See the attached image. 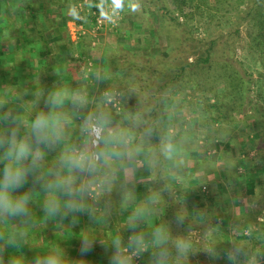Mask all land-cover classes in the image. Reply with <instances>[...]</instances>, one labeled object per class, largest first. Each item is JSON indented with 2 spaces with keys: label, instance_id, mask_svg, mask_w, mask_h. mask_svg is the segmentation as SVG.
<instances>
[{
  "label": "crops",
  "instance_id": "1",
  "mask_svg": "<svg viewBox=\"0 0 264 264\" xmlns=\"http://www.w3.org/2000/svg\"><path fill=\"white\" fill-rule=\"evenodd\" d=\"M65 2L66 0H0V114L11 111L18 114L26 125L38 112L47 111L45 101L56 90H67L70 94L82 93L87 100L86 105L92 100L91 109L94 108L91 105L98 93L101 92L105 98L109 93L105 91L110 90L103 91L100 80L107 78L108 64L115 62L110 55L113 50L118 49L120 38L114 34L108 38L107 28L97 36H81L82 28H85L80 22L83 18L76 17L74 5V16H69ZM124 7V13L128 14L129 2ZM100 35L105 38L102 39ZM106 104L107 102L104 106L107 107ZM166 107L168 106L165 104L162 108L164 119ZM63 111L72 115L68 141L77 143L78 126L80 127L84 116L82 109L80 115L76 116L71 103L66 101ZM198 118L200 119L199 115L192 120L196 123ZM168 119L167 124L171 121V118ZM199 142H203L201 138L197 140ZM212 148L214 145L211 150L206 148L200 154L211 157L218 153ZM198 153L193 148L187 155L198 159ZM56 155V152H51L48 158ZM177 157L178 153L172 160H168V176L165 179L170 210H166L161 199V185L158 187L157 184H151L152 171L146 169L147 165L138 168L131 182L127 179L126 166L124 171H118V183L111 195L104 194L100 197V204L89 201L90 199L87 201L92 206L91 216L77 215L69 219L46 217L41 195L30 205L31 216L24 222L17 218L0 222V256L4 257V264H10L12 259H20L21 264H34L36 257L51 254H59L63 264H76L82 256L85 257V264L92 261L95 264H107L109 259L105 255L111 256L117 237L127 240L131 234L127 218L141 204L149 211L136 231H143L146 241H149L153 228L163 225L170 235L169 264H184V260H179L180 256L174 246V242L181 238L187 242L190 238L194 242L190 241L193 246L190 245L186 255L188 264H202L201 261L198 262L199 253L202 252L207 254V259L204 260L206 264H213L209 256H214L216 252H220L224 258L216 259L215 264H264V195L260 193V188L264 189L261 187L264 183V166L254 160V151L238 154L237 166L231 171L229 179L226 177L230 168L225 163L217 165L215 169L198 172L189 162L187 168L179 169L176 166ZM2 168L3 165L0 164V172ZM179 173H183L185 178L182 179ZM204 175L205 183L201 184L198 180ZM119 182L133 189L136 196L134 202L122 201ZM29 187L31 178L17 194ZM149 197H157L158 203H151ZM100 206L103 208L102 212ZM177 217L183 218L182 224L177 222ZM73 219L76 223L72 222ZM198 224L205 227L207 225L202 233L196 227ZM178 227L181 230H177ZM197 236L200 240H206L205 249L199 250L194 245V237ZM84 237L93 241L94 247L91 252L81 255V242L76 244L74 240L80 241ZM10 238L15 239V245L8 243ZM107 240L109 243L105 242ZM52 242H60V245L54 244L59 247L52 246ZM235 249H240V254L229 262L226 259L227 253ZM152 251L149 247L148 252ZM172 254H177L178 257L174 259Z\"/></svg>",
  "mask_w": 264,
  "mask_h": 264
},
{
  "label": "rangeland",
  "instance_id": "2",
  "mask_svg": "<svg viewBox=\"0 0 264 264\" xmlns=\"http://www.w3.org/2000/svg\"><path fill=\"white\" fill-rule=\"evenodd\" d=\"M77 1L78 0H66L65 7H67V12H70L69 16H74L72 11V6L74 5L73 10L76 17L83 18V21L80 20V22L83 23L85 28H82L83 34L81 36L88 34L97 36L103 31V29L97 30L93 23L94 17L99 14L96 11V8L104 9L105 6L112 5L121 9L122 18L116 24L106 28L107 32H109L107 35L108 38L111 37V34L120 38L118 39L120 44H117L118 49L113 50L110 56L112 58L114 57L115 61L118 60L119 62H122V60H124L129 63L128 70L127 73L124 70L120 71L117 67L119 64L117 62H114L115 64L113 62L109 64L107 63V71H109L107 74L108 76L106 79L103 80L102 78L100 80L103 91L110 90L105 91V93H112L111 102H108L106 96V102L108 104L106 105L113 108L114 114L109 110L108 112L111 114L114 122H116L114 123L115 125L120 127L125 125L123 128H128L131 126V122H129L128 119L137 113H142L144 116V123L141 124L140 129H137V135L139 136V131H141L143 127L155 125L154 130H156V125L163 124L162 126H165V129L163 130L164 134L160 129L158 130V133H156L158 143L159 137L163 136H169L175 142L178 134L189 130L190 136L187 139L184 138V142L190 144L195 140L194 138H196V141L191 147L192 149L194 148L196 152H199L198 155L206 148L211 150L213 145L214 148H212V150L218 151V153L212 154L211 157H205L200 154V158L198 157V159L188 157L187 154L191 153V150L187 153L185 152V154H183V152L178 153V160H185L184 162L186 166L187 162H189L198 172L204 169H215L217 165L225 163L230 168V171L228 172L229 175L226 177L229 179L232 176L231 171L237 166L238 154H243V152L248 154L251 151H254V160L260 162L262 166H264V123H257V120L260 119V117H242L244 115L251 116V114L254 116L257 114L258 116L259 110L264 111V102L261 101V99L264 98V69L256 61L254 53L251 52L249 48L250 41L248 38V26L246 23L238 25L235 22L234 14L236 13L231 15V10L221 9L216 14L217 18L212 21V24L206 25L205 19H200L198 22L195 21L194 24L197 23L198 28L193 27L191 32L187 29L184 34L185 38H182L177 32L174 33V28L169 26L174 25L173 22H167L165 20L167 24H163L164 19L162 18L161 20L160 13L158 12L156 15H151L150 12L152 8L145 7L140 0H92L91 2L90 0H87L84 3ZM128 2L130 10L129 13L126 14L123 9L126 10L124 6L125 3ZM167 2L169 4V10L172 11L173 5L171 4V0H167ZM228 17L231 18L228 19ZM125 28L127 32L125 31ZM237 29L239 30L238 34V31L236 32ZM103 36L104 35H100L99 37L104 39L105 37ZM214 39L217 40L214 44V49L212 51L214 56L212 57L216 62L215 65H212V69L210 68L208 71H205L204 75H197L195 70H191V68L187 67L184 72L185 78L183 82H180L179 79L173 83L171 88L163 86L170 80V78L172 79V74L170 72L176 68L177 65L183 64L178 58H184V55H182L181 51L179 52L178 47H188L187 52L183 54L189 56L187 62L188 64H191L198 58L197 55H193L192 53L196 52L195 47L198 45L203 47V49H206L207 46H209L210 40ZM226 58H232V60L238 62L244 71L250 73L251 77L258 81L253 84V87L258 85L260 87L258 88L259 90L256 89L253 92L250 91L248 95L249 99L245 98L242 109L238 111L236 103L234 104L232 100L229 102L228 98L224 96L227 92L224 82L216 81L214 88L219 99L223 101L224 111H227L228 113L223 119H220L216 125H213L209 121V118L213 114L202 113L204 111L205 102H213L212 95L207 93V91H200L198 88L196 89V87L195 89H193V87L183 88L182 85L185 84L186 80L196 81L200 79L201 81H204L206 77L215 80L221 73V64L223 63V60H227ZM145 62L148 63L147 66H144ZM234 64L237 66V63ZM239 65L238 69L240 68ZM172 80L174 82V79ZM98 81L99 80L96 78V82ZM179 86L183 89H180ZM122 93L123 95L126 94V97L129 99L128 102L134 106V112L126 111L125 106L122 107V103L120 102V94ZM95 101L96 98L94 99V102ZM90 103H92V100ZM90 103L82 109L81 112L84 115L91 111L105 110L104 106L103 109H91ZM165 104L168 107L165 108L166 116L164 115V119L162 108ZM91 106H93V104ZM198 115L201 117L200 121L198 118L195 123L192 119H196V116L198 117ZM167 118H171L169 124H167ZM82 119L83 117L81 120ZM172 121L175 123H172ZM77 137V143H79L81 141L79 126ZM213 137L216 138L214 142L212 140L209 145H205V140L208 141V138L213 139ZM200 138L203 142L197 143V140ZM152 144L154 146L157 145L153 141ZM257 156L258 161L256 160ZM261 187H264V183H262ZM260 193L264 195L263 188H260ZM103 196L104 194L100 197ZM100 197L97 199L99 200ZM41 199H43V196ZM91 200L92 199L89 201ZM99 208L100 212H102V206ZM103 210L105 211L106 207ZM196 227H198L199 231L202 233L207 225L205 227L198 224ZM177 230L181 229L178 227ZM189 236L193 238L191 234H189ZM194 239L196 240L194 245L198 246L199 250H202V248L205 249L206 240H200L199 236L196 238L194 237ZM189 240L194 243L192 239L189 238ZM77 242L79 243L81 240H78ZM208 242H210V240H208ZM34 243L37 245V240H35ZM58 243L60 245V242H55L54 244ZM64 251H67V249H64ZM246 251H248L247 248ZM105 256H107L108 259L110 258L109 255ZM175 257H178V255L172 254V258L175 259ZM213 257L214 256H209L210 260H212L211 262L215 264L216 259ZM205 258L207 259L206 253H199L198 262L201 261L202 264H206V261H204L206 260ZM179 260H184L183 263L188 264L187 256H180ZM107 264H109V262H107ZM134 264H151V258L149 262H146L145 260L143 261V259L140 260L139 258L134 261Z\"/></svg>",
  "mask_w": 264,
  "mask_h": 264
},
{
  "label": "clouds",
  "instance_id": "3",
  "mask_svg": "<svg viewBox=\"0 0 264 264\" xmlns=\"http://www.w3.org/2000/svg\"><path fill=\"white\" fill-rule=\"evenodd\" d=\"M111 102V93L106 94ZM72 105L73 114L80 115L87 100L82 93L70 94L67 90H56L45 101L47 111L41 110L26 124L18 114L5 111L0 114V222L17 218L24 222L31 216L30 205L37 197L43 196L42 209L46 217L69 219L77 215H92V206L87 203L102 194L111 195L118 183V171H127L131 182L139 167L156 164L159 156L172 160L177 153V146L169 136L159 137L158 145L152 144L154 128L143 127L142 113L130 118L131 126L123 128L114 124L111 114L106 110L88 112L80 122L79 143H69L68 128L72 115L63 111L65 102ZM22 128L24 129L22 131ZM57 155L49 162V153ZM31 178V187L17 194ZM120 183V195L124 203L136 200L133 189ZM148 200L156 204L157 197ZM149 209L138 205L129 215L128 225L131 234L127 243L122 237L114 241V251L109 264H134L143 253H150L151 264H169L171 251L168 247L170 235L163 225L153 228L151 239L146 241L143 231H136L144 222ZM183 223L182 217L176 218ZM76 223V220H72ZM9 244L15 245L10 238ZM176 252L184 257L190 250V244L184 239L174 243ZM94 242L84 237L79 248L85 255L93 250ZM240 249L227 253L231 262L240 254ZM214 259H222L216 252ZM0 264H4L0 256ZM10 264H21L20 259H12ZM34 264H63L59 254L36 257Z\"/></svg>",
  "mask_w": 264,
  "mask_h": 264
},
{
  "label": "trees",
  "instance_id": "4",
  "mask_svg": "<svg viewBox=\"0 0 264 264\" xmlns=\"http://www.w3.org/2000/svg\"><path fill=\"white\" fill-rule=\"evenodd\" d=\"M140 2L145 7L152 8L150 12L151 15H154V14L156 15L159 12L161 16V20L162 18L164 19L163 24H167L168 21L173 22L174 25H169V26L174 28L175 30L174 33L177 32L178 34L182 36V38H185L184 34L186 33L187 29H189L191 32L193 30V27L198 28L197 23L194 24L195 21L198 22V20L200 19H205L206 25L212 24V21L217 18L216 14L219 12V10L221 9L231 10V13H230L231 15L236 13L234 14L235 15L234 18H235V22L238 25H241L242 23L247 24L248 29H249V33H248V38L250 41L249 48L251 52L254 53L256 61L264 69V0H171V4L173 5L172 11L169 10V4L167 0H140ZM96 9L98 13L103 12V8H96ZM230 18L231 17H228V19ZM165 20L167 22H165ZM236 32L238 34L239 30L237 29ZM216 40L217 39L210 40L209 46H207L206 49H203V47H200L197 45L195 47L196 52H192V53L193 55H197L198 58L194 60V62L191 64H188L187 62V60L189 59V56L183 54L187 52L188 47L187 46L178 47L179 52L181 51L182 55H184V58H181V59L178 58L179 60H181V63L183 64L177 65V67L174 68L170 72L172 74V79H174V82L170 78V80L166 82L163 86L164 87L167 86L168 88L169 87L171 88L173 86V83H175V81L179 79H180L179 80L180 82H183L185 78L184 72L187 69V67L191 68V70H195L197 75H204L205 71H208L210 68L212 69V65H215V62H216L215 60H213V57H212L214 56L212 51L214 49V44L216 43ZM226 59L227 60H223V63L221 64V68H220L221 73L215 80H211L209 79V77H206L204 81H201L200 79L196 81L186 80L185 84L182 85L183 88L193 87V89H195L196 87V89L198 88L200 91H203V92L207 91V93H210L212 95L213 102L206 101V98H205L206 102H205L204 111L202 113L213 114L209 118V121L213 125H216L220 121V119H223V117L226 116L228 113L227 111H224L223 101L219 99L218 94L216 93V90L214 88V84L216 81L224 82V85L226 86V91H227L224 96L228 98L229 102L230 100H232L234 104L236 103V108L238 109V111L242 109L243 101L245 100V98L249 99L248 95L250 91L253 92L260 87L259 85L256 87H253V84L257 83L258 81L254 80V78L251 77L250 73H248L247 71H244V69L241 68L238 62L232 60V58L230 59L226 58ZM115 62L120 64V66L119 64L117 65L120 71L124 70L127 73L129 63L125 62L124 60H122V62H119L118 60ZM234 63H237V66ZM145 65L147 66L148 63L145 62L144 66ZM238 65L240 67L239 69H238ZM182 87L179 86L180 89H183ZM120 97H121L120 102L122 103V107L125 106L126 111L134 112L133 111L134 106L130 102H128L129 99L126 97V94L123 95L122 93ZM261 101L264 102V98H262ZM105 102H106V98L100 92L98 93L96 97V101L93 102V106L95 109H100V108L103 109ZM105 110L106 111L109 110L110 112L114 114L112 107L107 106ZM242 117L243 118L260 117V119L257 120V123L258 124L264 123V111L263 110H259L258 116L257 114L255 116L251 114V116L244 115ZM128 121L130 122V119H128ZM162 125L163 124L158 125V126L156 125V130H154V134L158 133L159 129L164 134L163 130L165 129V126H162ZM123 127H125V125H123ZM152 127L155 129V125H152ZM156 135L152 141L158 145V138L156 137ZM189 136H190L189 130H186L178 134L174 142L178 149L177 153L183 152V154H185V152L187 153L190 150L192 151L191 145L194 144V142L196 141V138H194L195 140L192 143L187 144L184 142V138L187 139ZM215 139L216 138L214 137L213 139L208 138V141L206 140L207 142L205 143V145H209L210 142H212V140L214 142ZM54 157L55 156H51V158H47V159L50 162ZM176 166L179 167V169L186 167L184 160H178V163H176ZM146 169L152 171L151 176L153 179H152L151 184L152 185L157 184L158 187L161 185V190H160L161 199L162 201H164L166 210H168L169 205H171L169 203V197L167 198V194L169 195V192H168L167 184L165 182V179H167V176H168L166 173L168 169V160L165 159L163 156H159L156 162V165L152 166L153 170L151 169V167H148V166L146 167ZM179 175L182 179L185 178V175L183 173H179ZM205 179H206V176L204 175L201 177V180H198V181H201L202 182L201 184H203L205 183L204 181ZM105 205L106 204L104 203V206ZM181 212L179 211V213ZM76 241L77 240L75 239L74 243L77 244L78 242ZM126 241H127L126 239H123V242L125 244H126ZM105 242L109 243V240ZM188 243L191 246H193V244L190 241H188ZM51 245L54 247H58V245H54L53 242ZM150 258H151L150 253L145 252L140 257V260L143 259V261L145 260L146 262H149ZM85 262H86L85 257L82 256L81 258H78V261L76 264H85ZM92 264H95V262L92 261Z\"/></svg>",
  "mask_w": 264,
  "mask_h": 264
},
{
  "label": "built area",
  "instance_id": "5",
  "mask_svg": "<svg viewBox=\"0 0 264 264\" xmlns=\"http://www.w3.org/2000/svg\"><path fill=\"white\" fill-rule=\"evenodd\" d=\"M122 18L121 12L112 5L105 6L103 12L94 17V26L97 30H102L108 26L116 24Z\"/></svg>",
  "mask_w": 264,
  "mask_h": 264
}]
</instances>
